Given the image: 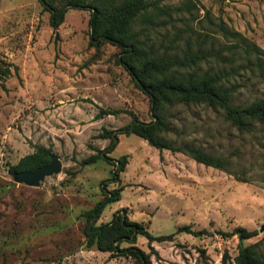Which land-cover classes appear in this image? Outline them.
Instances as JSON below:
<instances>
[{"label": "rangeland", "instance_id": "rangeland-1", "mask_svg": "<svg viewBox=\"0 0 264 264\" xmlns=\"http://www.w3.org/2000/svg\"><path fill=\"white\" fill-rule=\"evenodd\" d=\"M150 1L174 7L182 0ZM193 2L190 15L173 12L144 35L147 43L171 51L183 48L193 29L194 35L207 33L206 45L231 54L232 63L218 66L209 58L200 67H225L233 103L263 98L264 0ZM90 13L69 7L54 31L39 0H0V67L10 69L0 74V264H136L86 243V212L117 187L121 199L106 203L95 225L123 209L152 234H173L151 243L137 236L135 245L151 254L153 264H222L225 255V264H235L240 248L249 245L264 254V123L240 130L219 107L172 102L164 138L222 156L225 169L159 150L134 133L118 134L107 154L127 157L118 180L107 160L82 164L107 147L105 130L124 127L132 116L151 119L149 97L117 62L119 47L90 43ZM241 37L256 49L245 52ZM107 109L116 112H101ZM38 145L58 155L60 172L38 185L14 181L9 166ZM185 225L200 234L177 231ZM238 226L256 234L241 239L231 234Z\"/></svg>", "mask_w": 264, "mask_h": 264}, {"label": "trees", "instance_id": "trees-1", "mask_svg": "<svg viewBox=\"0 0 264 264\" xmlns=\"http://www.w3.org/2000/svg\"><path fill=\"white\" fill-rule=\"evenodd\" d=\"M39 1L50 11V24L54 31L63 22L65 11L69 7L89 8L90 43L97 46L102 42H109L118 46L120 52L117 62L127 70L135 85L149 97L151 119L141 121L132 116L124 127L105 130L101 136L109 139L107 147L85 158L82 164H91L98 159L107 160L115 166L111 178L118 180L119 173L127 164V157L123 155L114 160L107 154L115 148L118 134L134 133L159 150L182 152L196 162L225 169L226 161L222 156L209 153L199 146L174 145L164 138L163 134L170 130L165 109L172 102L185 105L206 103L219 107L223 109L226 119L240 130H247L255 121L264 123V97L249 104L233 103L231 100L233 89L227 85L226 73H223L225 67L218 70H212L210 66L206 69L200 67L201 63L208 62L209 58H213L218 66L219 61L232 63L231 54L224 55L221 50L215 48L213 42L206 45L207 33L200 32L194 35L193 29L186 37L185 46L171 51L155 49L144 38V35L156 26L165 25L168 19L172 18L173 12L186 11L190 15L194 8L193 0H182L174 7L160 6L150 0H65L61 5L48 0ZM222 30L224 34H236L227 29ZM241 41L245 52H248L247 46L256 49V45L250 46L247 39L242 38ZM9 73V67H0L1 75ZM101 112L111 114L116 111L107 109ZM50 154L49 148L43 145L35 146L32 153L10 165L9 171L13 173L33 170L49 163ZM120 191L121 188L117 187L104 192V199L86 212L88 217L85 227L86 243L111 254L130 256L136 264H153L151 254L135 245L137 236H144L151 243L170 240L173 234L154 235L141 223L131 221L123 209L116 211L109 222L95 225L103 206L121 199ZM184 230L200 234V231H193L187 225L177 229L178 232ZM231 234H237L239 238L244 239L256 233L238 226ZM123 242L128 245L121 246ZM226 258L227 255L223 257L222 264H225ZM235 264H264V254L255 249V245L244 246L235 257Z\"/></svg>", "mask_w": 264, "mask_h": 264}, {"label": "water", "instance_id": "water-1", "mask_svg": "<svg viewBox=\"0 0 264 264\" xmlns=\"http://www.w3.org/2000/svg\"><path fill=\"white\" fill-rule=\"evenodd\" d=\"M61 170V161L58 155L51 153L49 163L30 171H15L12 173L14 181L27 185H38L46 176L58 173Z\"/></svg>", "mask_w": 264, "mask_h": 264}]
</instances>
